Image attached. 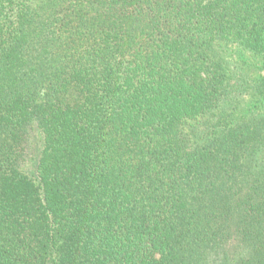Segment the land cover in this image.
Returning <instances> with one entry per match:
<instances>
[{
    "label": "trees",
    "instance_id": "1",
    "mask_svg": "<svg viewBox=\"0 0 264 264\" xmlns=\"http://www.w3.org/2000/svg\"><path fill=\"white\" fill-rule=\"evenodd\" d=\"M0 264H264V0H0Z\"/></svg>",
    "mask_w": 264,
    "mask_h": 264
},
{
    "label": "rangeland",
    "instance_id": "2",
    "mask_svg": "<svg viewBox=\"0 0 264 264\" xmlns=\"http://www.w3.org/2000/svg\"><path fill=\"white\" fill-rule=\"evenodd\" d=\"M223 53L228 61H230L233 71L236 72L240 80L243 77H247L248 82H255L256 79L263 74L259 69L261 68V61L254 52L249 51L241 46L223 44L221 47ZM242 105L247 107L250 106V102L246 99H249V96L241 97ZM43 145V134L35 129L31 135V140L29 142L28 155L26 161L22 164L23 171L28 174L30 177L37 178V163L40 155V151Z\"/></svg>",
    "mask_w": 264,
    "mask_h": 264
}]
</instances>
